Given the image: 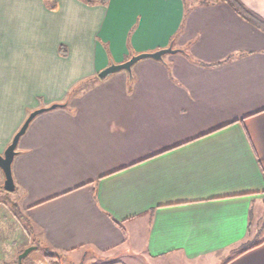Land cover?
Instances as JSON below:
<instances>
[{
    "label": "crops",
    "instance_id": "crops-1",
    "mask_svg": "<svg viewBox=\"0 0 264 264\" xmlns=\"http://www.w3.org/2000/svg\"><path fill=\"white\" fill-rule=\"evenodd\" d=\"M239 2L264 19V0ZM53 103L11 163L13 251L264 264V29L229 2L0 0V153Z\"/></svg>",
    "mask_w": 264,
    "mask_h": 264
},
{
    "label": "rangeland",
    "instance_id": "rangeland-1",
    "mask_svg": "<svg viewBox=\"0 0 264 264\" xmlns=\"http://www.w3.org/2000/svg\"><path fill=\"white\" fill-rule=\"evenodd\" d=\"M87 81V80H86ZM85 81V82H86ZM80 87V86H79ZM77 87L76 89L78 90ZM75 90L73 89V92ZM74 95V94H73ZM1 171V170H0ZM3 172V171H2ZM3 181L4 178L0 176V218H7L8 221L5 224V226L10 228L11 230L14 229L15 232L9 235L8 240H2L1 244H3V249L8 250V252H11L10 256L8 252L4 257H0V264H16L17 262V256L18 254L26 247L34 245L35 248L31 250L26 256L25 259L21 261V264H49L45 260V254L48 253L47 249L43 246V243L41 244L36 241L32 240L31 242L26 240L28 245L26 246H20V250L13 251L12 249V240H15V238L21 239V236H19L20 233L17 231L19 230V224L16 227V222L19 223L20 219L23 218L21 215V211L18 208L17 201H16V195L13 191H7L3 187ZM0 222H2L0 220ZM27 224L25 223V229ZM16 232L18 234H16ZM18 242V241H17ZM17 244V243H16ZM12 250V251H9ZM111 260H120L126 264H145L144 262L138 261L137 259H134L130 255H126L125 252H121L120 249H113L109 252L105 253H99L95 250L93 251L91 248H82L75 250L73 252L67 253L66 255H60L59 256V264H100V263H107ZM169 261V262H168ZM167 264H194V263H188L185 261L182 257H175L172 260H168ZM148 263V262H147ZM217 264H220V262H217Z\"/></svg>",
    "mask_w": 264,
    "mask_h": 264
},
{
    "label": "water",
    "instance_id": "water-1",
    "mask_svg": "<svg viewBox=\"0 0 264 264\" xmlns=\"http://www.w3.org/2000/svg\"><path fill=\"white\" fill-rule=\"evenodd\" d=\"M175 51H176V48H173L172 44L170 43L167 47L159 48L151 52H140L138 54H133L127 60L123 62H119V63L111 62L108 66L104 67L98 72V76L101 78H104L114 72L125 70L128 73L129 77H131L132 65L138 60L147 58V57L160 60L162 59L165 53H171ZM57 105H58L57 103H53V104H50L49 106H43V107H39V108L32 110L28 114V116L26 117V119L24 120L20 128L15 132V134L12 137L11 142L6 146L3 153H0V168L4 174L3 187L5 190L13 191L15 188L14 180L12 176V170H11V163H12L14 155L16 154V146H17L19 137L24 133L29 122L31 121L33 117H35L37 114L43 111L54 108ZM34 248H35L34 245L24 248L18 254L16 264H21L22 259Z\"/></svg>",
    "mask_w": 264,
    "mask_h": 264
},
{
    "label": "trees",
    "instance_id": "trees-1",
    "mask_svg": "<svg viewBox=\"0 0 264 264\" xmlns=\"http://www.w3.org/2000/svg\"><path fill=\"white\" fill-rule=\"evenodd\" d=\"M84 1L87 2L88 4H94V3L105 4L108 0H84ZM201 1L208 2V0H201ZM225 1L229 2L233 6V8L237 12H239L243 17L254 22L258 27L264 29V19L257 16L254 12L246 8L243 4H241V2H239V0H225ZM47 251L48 253L45 254V260L49 262V264H59V255L51 252L48 249ZM24 259L25 257L23 258V260Z\"/></svg>",
    "mask_w": 264,
    "mask_h": 264
}]
</instances>
